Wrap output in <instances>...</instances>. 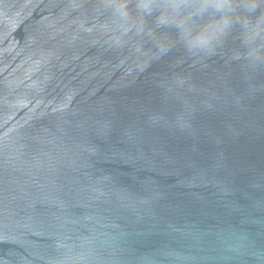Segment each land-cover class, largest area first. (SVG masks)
I'll return each instance as SVG.
<instances>
[{"label":"water","instance_id":"95a60500","mask_svg":"<svg viewBox=\"0 0 264 264\" xmlns=\"http://www.w3.org/2000/svg\"><path fill=\"white\" fill-rule=\"evenodd\" d=\"M164 17L0 0V264H264V39Z\"/></svg>","mask_w":264,"mask_h":264},{"label":"clouds","instance_id":"9594fccd","mask_svg":"<svg viewBox=\"0 0 264 264\" xmlns=\"http://www.w3.org/2000/svg\"><path fill=\"white\" fill-rule=\"evenodd\" d=\"M103 7L111 16L109 43L117 47L130 32L139 34L142 18L157 9L164 19L175 18L181 40L195 54L215 53L237 24L250 57L257 58L254 45L264 39V0H103Z\"/></svg>","mask_w":264,"mask_h":264}]
</instances>
